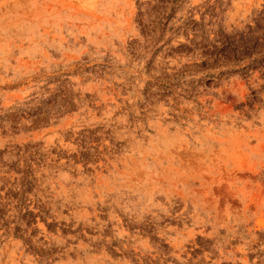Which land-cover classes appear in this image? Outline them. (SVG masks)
Instances as JSON below:
<instances>
[{"label": "rangeland", "instance_id": "rangeland-1", "mask_svg": "<svg viewBox=\"0 0 264 264\" xmlns=\"http://www.w3.org/2000/svg\"><path fill=\"white\" fill-rule=\"evenodd\" d=\"M0 264H264V0H0Z\"/></svg>", "mask_w": 264, "mask_h": 264}]
</instances>
